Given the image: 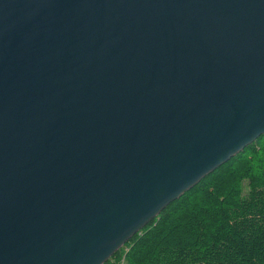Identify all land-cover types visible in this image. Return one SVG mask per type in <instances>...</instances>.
Here are the masks:
<instances>
[{
    "label": "water",
    "instance_id": "1",
    "mask_svg": "<svg viewBox=\"0 0 264 264\" xmlns=\"http://www.w3.org/2000/svg\"><path fill=\"white\" fill-rule=\"evenodd\" d=\"M264 136V0H0V264H104Z\"/></svg>",
    "mask_w": 264,
    "mask_h": 264
},
{
    "label": "trees",
    "instance_id": "2",
    "mask_svg": "<svg viewBox=\"0 0 264 264\" xmlns=\"http://www.w3.org/2000/svg\"><path fill=\"white\" fill-rule=\"evenodd\" d=\"M104 264H264V136L168 205Z\"/></svg>",
    "mask_w": 264,
    "mask_h": 264
}]
</instances>
